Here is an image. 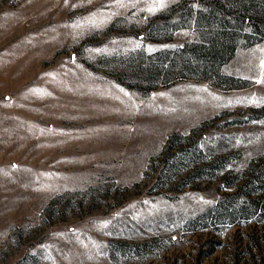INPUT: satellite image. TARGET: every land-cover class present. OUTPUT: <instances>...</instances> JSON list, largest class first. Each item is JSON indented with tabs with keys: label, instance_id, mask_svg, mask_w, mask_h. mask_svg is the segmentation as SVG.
<instances>
[{
	"label": "rangeland",
	"instance_id": "rangeland-1",
	"mask_svg": "<svg viewBox=\"0 0 264 264\" xmlns=\"http://www.w3.org/2000/svg\"><path fill=\"white\" fill-rule=\"evenodd\" d=\"M160 4L0 0V264H264V0Z\"/></svg>",
	"mask_w": 264,
	"mask_h": 264
},
{
	"label": "trees",
	"instance_id": "trees-1",
	"mask_svg": "<svg viewBox=\"0 0 264 264\" xmlns=\"http://www.w3.org/2000/svg\"><path fill=\"white\" fill-rule=\"evenodd\" d=\"M243 8L245 9V11L248 13L249 19L253 20L254 19V23L251 24L254 31H258V22L257 21V15H256V11L253 8L252 4L249 5H245L243 4ZM215 14H205V16L203 17V20H205L207 23H209L212 19L213 16ZM218 24L220 25H225V24H229L230 19L227 18H216ZM233 20V19H232ZM259 20V19H258ZM215 21V20H213ZM235 24L236 25H240L241 21L238 20V18L235 20ZM223 27V26H222ZM215 38L213 41H211L210 45L206 48V59L208 62V67H216L217 64H219V62L223 59H225L227 56L230 55V53L233 51L234 48V41L232 40V34H227V32H224L223 30L221 32H217L215 33ZM174 139V136L169 137V139H167V143L169 144L172 140Z\"/></svg>",
	"mask_w": 264,
	"mask_h": 264
},
{
	"label": "snow or ice",
	"instance_id": "snow-or-ice-1",
	"mask_svg": "<svg viewBox=\"0 0 264 264\" xmlns=\"http://www.w3.org/2000/svg\"><path fill=\"white\" fill-rule=\"evenodd\" d=\"M160 6L162 7L163 6V0H161V4H160ZM155 9H149V11H154ZM258 82H260V81H258Z\"/></svg>",
	"mask_w": 264,
	"mask_h": 264
}]
</instances>
